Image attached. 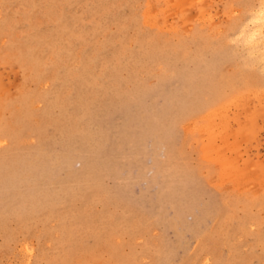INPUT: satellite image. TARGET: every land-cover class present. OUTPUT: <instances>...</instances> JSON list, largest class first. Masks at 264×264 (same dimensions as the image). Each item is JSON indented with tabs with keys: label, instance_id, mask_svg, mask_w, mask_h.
Masks as SVG:
<instances>
[{
	"label": "rangeland",
	"instance_id": "374dc122",
	"mask_svg": "<svg viewBox=\"0 0 264 264\" xmlns=\"http://www.w3.org/2000/svg\"><path fill=\"white\" fill-rule=\"evenodd\" d=\"M0 264H264V0H0Z\"/></svg>",
	"mask_w": 264,
	"mask_h": 264
},
{
	"label": "bare ground",
	"instance_id": "6f19581e",
	"mask_svg": "<svg viewBox=\"0 0 264 264\" xmlns=\"http://www.w3.org/2000/svg\"><path fill=\"white\" fill-rule=\"evenodd\" d=\"M181 11V10H180ZM180 13V12H179ZM259 17H261V16H259ZM258 17V18H259ZM262 21V20H261ZM254 22H256V21H254ZM259 22V21H258ZM263 23V22H262ZM257 24V23H256ZM259 24V23H258ZM261 24V23H260ZM254 28V27H253ZM245 29V28H244ZM262 29V28H261ZM259 31H260V29H258ZM248 31V30H247ZM250 31V30H249ZM242 32V31H241Z\"/></svg>",
	"mask_w": 264,
	"mask_h": 264
}]
</instances>
